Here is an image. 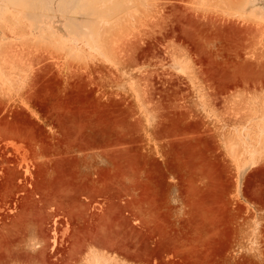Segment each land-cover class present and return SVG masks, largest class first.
<instances>
[{
	"label": "rangeland",
	"instance_id": "obj_1",
	"mask_svg": "<svg viewBox=\"0 0 264 264\" xmlns=\"http://www.w3.org/2000/svg\"><path fill=\"white\" fill-rule=\"evenodd\" d=\"M0 264H264V0H0Z\"/></svg>",
	"mask_w": 264,
	"mask_h": 264
},
{
	"label": "bare ground",
	"instance_id": "obj_2",
	"mask_svg": "<svg viewBox=\"0 0 264 264\" xmlns=\"http://www.w3.org/2000/svg\"><path fill=\"white\" fill-rule=\"evenodd\" d=\"M107 11V10H106Z\"/></svg>",
	"mask_w": 264,
	"mask_h": 264
}]
</instances>
